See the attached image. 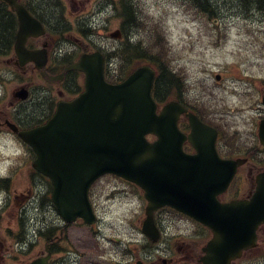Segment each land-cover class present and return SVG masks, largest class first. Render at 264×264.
Returning <instances> with one entry per match:
<instances>
[{
  "label": "rangeland",
  "instance_id": "374dc122",
  "mask_svg": "<svg viewBox=\"0 0 264 264\" xmlns=\"http://www.w3.org/2000/svg\"><path fill=\"white\" fill-rule=\"evenodd\" d=\"M135 2L143 25L141 30L133 29L132 43L142 37L151 45L155 42L159 44L157 54L160 51V55L168 57L164 58L166 65L181 81L180 92H172L167 99L180 96L195 108L208 112L205 116L220 122L229 145L233 142L239 153H245L253 147L250 153L253 159L241 169L244 185L241 182L238 194L246 192L248 167L254 164L257 169L264 168V157L260 155L262 151L256 152L258 147H262L256 136L257 123L264 117V105L261 102V90L264 87V12L255 10V4L249 3L247 9L251 12L242 13L239 0H209L210 16L197 9L194 0ZM110 12L109 8L107 14ZM97 19L100 31H96L97 37L92 38L93 43L89 46L107 41L109 47H114L117 42L110 38L108 40L105 33L119 27L117 15L113 13L105 19L100 14ZM84 41L89 42L86 38ZM110 64L111 74L120 72L118 61L112 59ZM216 74L221 76L219 81L215 79ZM22 85H30L29 88L33 86V97L24 105H17L18 100L13 97V91ZM41 85L45 83L36 75L2 63V121L5 116L9 118L13 111L33 113L41 109L36 98ZM10 134L8 127L0 125V174L10 176L7 188L0 187V264H26L43 247L41 240L29 244L35 238L34 219L41 223L45 217L46 220L57 222L58 215L51 205L49 209H44L46 199L43 209L34 210L27 205L33 199H28V193L32 191L41 195L47 189V182L33 172L30 151ZM94 189L102 218L94 228L96 234H91V230L82 225H73L65 235L68 233L70 239L74 237L84 241L85 249L90 251L94 260L106 263L128 259L126 248L132 250L143 236L139 222L144 216V203L136 197V188L110 176L103 177ZM111 193L121 197L110 201ZM25 207L28 211L24 212L22 209ZM161 215L165 217L162 221L165 237L187 236L190 233V227L193 226L191 220L164 210ZM200 232L199 229L193 238L200 239ZM97 242L102 249L97 248ZM263 252L264 227L259 231L256 250L246 253L234 264H264ZM121 254H124L123 258Z\"/></svg>",
  "mask_w": 264,
  "mask_h": 264
},
{
  "label": "water",
  "instance_id": "95a60500",
  "mask_svg": "<svg viewBox=\"0 0 264 264\" xmlns=\"http://www.w3.org/2000/svg\"><path fill=\"white\" fill-rule=\"evenodd\" d=\"M6 1L19 15L18 54L24 60L32 59L33 53L23 50V42L30 23H39L15 0ZM73 67L86 73L85 91L72 101L60 102L45 124L18 132L36 154L33 167L50 178L52 201L67 221L79 216L93 222L88 188L97 177L113 173L145 190L149 202L145 232L152 229V211L163 205L209 226L213 237L203 248L204 264H230L243 250L256 245V230L264 223V171L256 175V189L249 199L220 202L216 196L226 190L245 159L219 158L215 129L191 113H187L191 132L181 134L177 118L185 108L178 102L166 103L157 114L149 66L138 67L116 84L104 81L98 52L83 55ZM16 95L24 98L26 91ZM148 133L157 139L149 142ZM258 133L264 143V120ZM185 138L197 153L186 156L187 164H179L172 153L182 152ZM29 264H47V257Z\"/></svg>",
  "mask_w": 264,
  "mask_h": 264
},
{
  "label": "flooded vegetation",
  "instance_id": "af4514ba",
  "mask_svg": "<svg viewBox=\"0 0 264 264\" xmlns=\"http://www.w3.org/2000/svg\"><path fill=\"white\" fill-rule=\"evenodd\" d=\"M23 5L27 7L29 12L34 15L37 19L41 21L43 26L47 27L51 25L54 32H45V34L41 36H30L27 39L26 46L28 49H46L47 52V61L43 64L46 65L41 70H35L33 65H36L35 62H27L22 65H28V68L32 73L36 72L40 76H42L46 81L52 82L57 81L60 82L61 86L56 88V92L54 94L59 98L58 100L68 101L77 96L83 89V81L84 74L78 70L72 69L69 66L72 65L80 56V54L85 52L94 51L93 48H89L87 45L79 46L74 45L70 47L71 40H77L76 34L81 32L80 21L69 19L66 14L64 16L67 19V23L63 20H58V13L63 16L64 11L70 8L72 11H77L78 16L81 12L87 14L88 18H84V23L87 20L91 19L93 14H97L98 12H104L108 9L109 6H112V0H19ZM128 1V0H125ZM94 9V10H93ZM63 12V13H61ZM126 15L128 16V8H126ZM69 16L73 17L72 12H69ZM14 22V33L18 26V20L16 16L12 19ZM2 42H0V54H1ZM45 52V53H46ZM101 52L104 55V65H107L108 57L107 51L105 49H101ZM53 53V54H52ZM9 58L6 60L7 64L12 65H21L17 56L14 52L8 56ZM2 56H0V59ZM56 65V66H55ZM58 77V78H56ZM56 84V83H55ZM54 84V85H55ZM51 107L53 103H50ZM57 101L55 103L56 107ZM54 107V109H55ZM188 110L192 111V107L187 105ZM50 112V111H49ZM50 113H53L52 110ZM2 115H0V123H1ZM6 117L4 118V120ZM15 122L20 127H28V124L33 123L29 121L28 116H20L17 115L14 119ZM178 124L180 129L184 133H188L190 131V126L187 117L182 114L179 117ZM220 134L217 135L216 140V148L222 157H237L240 155H231L226 156L224 152V147L220 142ZM182 150L183 152L188 154H194L196 152L193 145L188 141L184 140L182 142ZM248 162V161H247ZM246 162V163H247ZM248 165V164H246ZM244 165V166H246ZM242 166L238 169L235 177H234V185H236V189L238 191L241 190V186L237 180V177H241V182L244 185V179L242 174ZM261 169H257L254 164L252 167H248L247 177L248 181V189L246 192L233 195L230 198L228 197L227 191L223 194H220L218 197L220 200L226 201L231 198H245L249 197L254 190L255 182L254 176ZM247 183V181L245 180ZM136 187V197L141 199L144 203L143 191ZM119 194V193H118ZM115 197V196H114ZM121 197L117 195L115 198ZM93 199V196H92ZM95 205L96 209V203ZM169 211L178 214L176 211L169 207H162L155 212V223L159 229V236L157 240L152 241L146 237L142 238V243L136 244V246L130 250L129 248L126 250L127 255L129 254L128 259L118 260L116 262L109 261L103 263L101 260H94L92 254H90L89 250L85 249L84 241L80 238L72 237L71 239L65 233L70 229L74 224L85 226L81 220H77L74 223H66L62 220V226L58 228V234L52 235L50 226L44 230L45 242L44 245L48 247L52 244L51 252V264H53V260L56 259L54 257V252H58V260L54 264H203L202 263V255L203 246L208 242L211 237V231L204 226L203 224L193 221L192 227H190V233L187 236H179V237H165V231L162 221L165 217H161L160 211ZM170 224V223H169ZM96 225V224H94ZM93 225V226H94ZM93 226H88V228H92ZM200 232L201 238L195 239L194 235H197L198 230ZM52 235V236H51ZM47 249V248H45ZM248 250L246 253L250 252ZM124 254H121L120 257L123 258ZM87 259V260H86ZM235 261L232 263L234 264Z\"/></svg>",
  "mask_w": 264,
  "mask_h": 264
},
{
  "label": "trees",
  "instance_id": "16d2710c",
  "mask_svg": "<svg viewBox=\"0 0 264 264\" xmlns=\"http://www.w3.org/2000/svg\"><path fill=\"white\" fill-rule=\"evenodd\" d=\"M3 14L4 12H0V42H3V39L9 33V21ZM132 20L137 23L135 19ZM158 45L156 42L151 45L148 40H138L135 43H126L118 47L114 54L121 60V65H119L120 72L115 77H111L113 81L124 77L140 62L148 61L153 63L159 72L155 79V97L159 101L167 99L175 88L178 89L180 87L181 81L179 76L175 72H172L166 65L164 58L168 57L166 55H160V51L157 54L156 48Z\"/></svg>",
  "mask_w": 264,
  "mask_h": 264
}]
</instances>
